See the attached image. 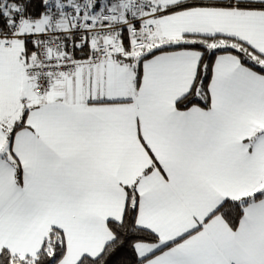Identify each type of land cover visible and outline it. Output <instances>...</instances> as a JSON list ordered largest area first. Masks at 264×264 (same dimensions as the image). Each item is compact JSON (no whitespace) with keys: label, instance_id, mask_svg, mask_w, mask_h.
Returning <instances> with one entry per match:
<instances>
[{"label":"snow or ice","instance_id":"6c2138e0","mask_svg":"<svg viewBox=\"0 0 264 264\" xmlns=\"http://www.w3.org/2000/svg\"><path fill=\"white\" fill-rule=\"evenodd\" d=\"M0 264H264V0H0Z\"/></svg>","mask_w":264,"mask_h":264}]
</instances>
